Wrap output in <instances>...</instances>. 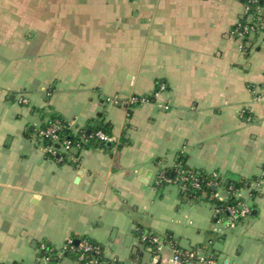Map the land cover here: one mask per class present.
Segmentation results:
<instances>
[{
  "label": "crops",
  "instance_id": "obj_1",
  "mask_svg": "<svg viewBox=\"0 0 264 264\" xmlns=\"http://www.w3.org/2000/svg\"><path fill=\"white\" fill-rule=\"evenodd\" d=\"M245 8L241 0H0V264H45L40 243L60 250L84 237L101 245L105 264H175V249L178 264H199L184 256L197 249L221 263L264 264V32L232 33ZM160 83L166 89L145 104L103 100L153 95ZM33 108L75 128L102 115L111 145L59 160L29 133L41 124ZM179 164L245 180L250 214L217 231L210 203L158 183L162 172L175 181ZM151 233L160 248L144 242Z\"/></svg>",
  "mask_w": 264,
  "mask_h": 264
},
{
  "label": "trees",
  "instance_id": "obj_2",
  "mask_svg": "<svg viewBox=\"0 0 264 264\" xmlns=\"http://www.w3.org/2000/svg\"><path fill=\"white\" fill-rule=\"evenodd\" d=\"M241 1H243L244 4L248 6V12L245 14L240 23L242 25L250 24L249 19H251L252 22L257 19L258 8H264V0ZM33 111H39L40 113H42L41 124L38 128L29 130V133H36V135L41 139L44 145L55 144L56 146H59L62 141L70 140L73 145H81L82 149L107 147L108 141L101 140L97 136V132L101 131L109 137H112V125L109 122H106L103 119L102 115H99V117H97L96 119L89 121V123L84 127L72 128L69 127L67 120H65L59 113L53 111L50 108H33ZM57 123H59V125L61 126L57 130V134L59 136L58 141L54 142L49 136L40 135V132L42 130H46L48 127ZM182 167L185 170V175L188 177L187 181H185L187 187L186 189L182 190L184 196L186 197V199L190 200L193 203L202 201L210 203L214 208V211L218 210L216 216H214L215 221L219 218L228 217L227 207L237 206L239 201L244 200V197H237L235 194H233V191L229 190V188L233 187L234 189H236L248 187L249 184L245 180L219 179L220 182H218L217 185H214L215 179L212 177L211 173L205 170L191 168L184 164H182ZM193 177L198 180L199 186L193 185ZM220 188L225 189L228 192V197L224 200H220L215 196L216 192ZM147 236L148 237L144 240V242L149 246H156V244L153 243L150 238L158 235L155 233H151L147 234ZM165 238L168 239V235ZM76 240H78V242H75ZM84 240H87L91 245L97 247V251L84 250V248L81 247V243ZM61 249L63 251L62 255L60 253V250L55 248L50 243L42 242L39 244L38 256L48 258V262L46 264H58L63 257L78 260L80 261V263H84L89 259H97L102 263L108 262V260H106V258H104L103 256L101 245L86 237L81 239H70ZM81 257L84 258L81 259Z\"/></svg>",
  "mask_w": 264,
  "mask_h": 264
},
{
  "label": "built area",
  "instance_id": "obj_3",
  "mask_svg": "<svg viewBox=\"0 0 264 264\" xmlns=\"http://www.w3.org/2000/svg\"><path fill=\"white\" fill-rule=\"evenodd\" d=\"M246 6V5H245ZM246 13L248 12V6L245 8ZM257 19L252 22L251 19H249L250 24L242 25L239 23L235 29L233 30V34L237 36L240 39H246L247 37H251L252 35L258 34V33H263L264 32V8L259 7L257 10ZM166 89V85L164 83L159 84V88L153 95H137V94H132L126 98L120 97V95L115 94V95H110V96H104L103 100L108 103H114L117 105H122L126 108H131L137 105L145 104L150 101H152L155 97L159 95V93L163 92ZM26 102V100H23ZM165 110L170 109V105L167 103L164 106ZM251 118V117H250ZM69 127L75 128L76 121H68ZM61 126L59 123L54 124L50 127H48L46 130H42L40 132V135L42 136H49L54 142L58 141L59 136L57 134V130ZM97 136L103 140V141H112L113 138L109 137L105 133L99 131L97 132ZM82 147L81 145H73L70 140H65L60 143L59 146H56L55 144H50V145H44V150L51 154V155H56L59 160L64 159V153H72L74 150H81ZM72 158L77 161L78 157H73ZM212 177L215 179L214 185H217L218 182H220L219 179H223L221 175L217 172H212L211 173ZM188 177L185 175V170L182 167V164H179L177 167V179L175 181L169 179L164 175V173L159 174L158 178V183L159 184H165V183H173L176 182L177 185L181 188V190L186 189V184L185 181H187ZM194 182L193 185L199 186L198 180L193 177ZM230 191H233V194H235L237 197H244V200L239 201L237 206H229L227 207L228 211V217L226 218H219L218 220L215 221L216 225H218L217 228H215L217 231H225L227 229H233L235 228L239 222L248 216L251 212L250 205L248 204V199L246 196L247 192V187H242V188H236L234 189L233 187L229 188ZM215 196L220 199L224 200L228 197V192L225 189L220 188ZM218 210H215V216ZM147 235L143 237V240L147 239ZM150 240L155 243L158 248L161 247L162 244V238L160 236H154L151 237ZM81 247L84 248L86 251H97V247H94L91 245L87 240H84L81 243ZM175 258L174 262L175 264H178V260L180 259V251L178 249H175ZM61 255L63 254L62 249H60ZM184 256L187 260H195L199 264H226V263H221L217 259V256L215 255L214 252L210 250H191L187 251L184 253ZM84 257H81V259ZM39 260L41 262H44L45 264L48 262V258L46 257H39ZM82 264H105L102 262H99L97 259H89L85 261Z\"/></svg>",
  "mask_w": 264,
  "mask_h": 264
},
{
  "label": "water",
  "instance_id": "obj_4",
  "mask_svg": "<svg viewBox=\"0 0 264 264\" xmlns=\"http://www.w3.org/2000/svg\"><path fill=\"white\" fill-rule=\"evenodd\" d=\"M90 132V131H89ZM108 145H111V143L110 142H108ZM75 242H78V240H76Z\"/></svg>",
  "mask_w": 264,
  "mask_h": 264
}]
</instances>
